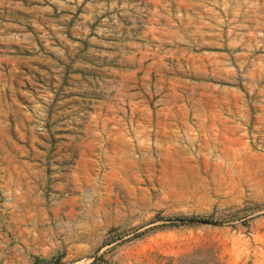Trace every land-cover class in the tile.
<instances>
[{
    "label": "rangeland",
    "instance_id": "1",
    "mask_svg": "<svg viewBox=\"0 0 264 264\" xmlns=\"http://www.w3.org/2000/svg\"><path fill=\"white\" fill-rule=\"evenodd\" d=\"M0 264H264V0H0Z\"/></svg>",
    "mask_w": 264,
    "mask_h": 264
}]
</instances>
